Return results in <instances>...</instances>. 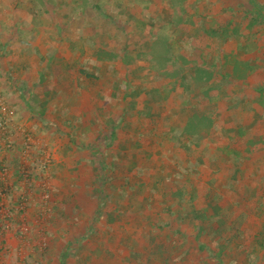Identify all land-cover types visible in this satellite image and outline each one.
<instances>
[{
  "label": "crops",
  "instance_id": "1",
  "mask_svg": "<svg viewBox=\"0 0 264 264\" xmlns=\"http://www.w3.org/2000/svg\"><path fill=\"white\" fill-rule=\"evenodd\" d=\"M56 31L51 30L54 35ZM64 43L37 40L29 46L20 41L1 46L3 54L11 50L12 59H3L0 68L14 69L15 83L42 85L36 87V119L29 120L25 111L22 117L8 114L14 143L6 149L9 145L0 139V168L8 169L5 177L0 173V187L5 182L11 194L0 195V215H12L4 239L21 221L39 237L35 243L43 229L46 245H66L61 255L37 254L36 264L49 259L81 264L88 256L94 264H225L227 247L238 242L229 232L233 228L232 234H239L246 228L236 221V214L246 208L243 196L254 187L264 192L263 183L256 185L264 180V171L259 174L257 169L264 165V125L231 124L237 111L229 108L198 111L199 103H213L208 94L198 100L196 89L191 93L195 78L189 71L194 66L187 58L154 61L157 66L143 69L142 87L135 91L130 84L144 64L128 66L133 77L127 76L128 88L123 89L119 82L124 78L115 71L98 81L72 76L68 68L78 57L65 55ZM27 69L36 70L31 75L36 80H25ZM53 69L62 72L48 81V70ZM150 69L159 70L158 78L150 77ZM188 76L190 82L185 81ZM5 80L0 78V100L12 93ZM25 133L34 144V154L26 160L31 188L23 186L17 174L22 163L20 135ZM247 142L254 145L247 148ZM43 152L52 157L44 174L38 156ZM93 160H98L95 166ZM102 181L107 183L99 184ZM23 189L27 201L18 212ZM257 203L250 200L251 208ZM94 221V241L86 248L92 255L71 253L72 243H81ZM9 242L14 249L17 242ZM16 257L22 261L14 252L0 253V261Z\"/></svg>",
  "mask_w": 264,
  "mask_h": 264
},
{
  "label": "rangeland",
  "instance_id": "2",
  "mask_svg": "<svg viewBox=\"0 0 264 264\" xmlns=\"http://www.w3.org/2000/svg\"><path fill=\"white\" fill-rule=\"evenodd\" d=\"M53 29L57 30L56 35L51 32ZM37 40L50 45L65 42L68 52L64 54L78 57L76 64L68 68L72 76L75 73L81 77L88 75V79L98 81V78L115 71L121 79L124 78L119 82L122 89L125 86L128 88L127 76L133 77L128 73V66L139 61L144 65H139V70L135 71L138 73L134 75L138 79L134 78L130 84L135 91L142 87L139 78L148 65L157 66L155 62L162 63L177 56L183 60L187 58L194 66L189 71L195 78L191 93L196 89L198 100L208 94L213 103H199L198 111L208 110L211 106L216 109L229 108L237 111L232 115L231 124L264 125V89L257 90L261 85L264 88V0H0V62L12 59L11 50L3 54L1 46L10 47L16 41L29 46ZM84 55L85 61L81 62ZM48 71L51 72L48 81L52 80L53 74L57 76L62 72L59 69ZM147 71L151 75L148 76L158 78V69ZM0 72V78L5 77L7 89L12 92L0 100V139L5 147L9 145L6 147L9 149L14 143V130L10 125L13 119L10 118L14 113L18 116L25 111L29 120L36 119L40 102L36 87L40 84L15 83V70L11 68H0ZM23 72L25 80H36L31 76L36 70ZM167 73L171 74V71ZM185 81H191L189 76ZM206 84H209L207 88ZM20 136L23 145L21 164L29 166L26 160L30 154H34L31 152L34 144L30 140V133ZM246 145L250 148L254 143L247 142ZM97 162L93 160L92 163L95 166ZM257 169L260 174L264 171V165L259 164ZM19 179L24 186L22 179ZM100 183L106 184L107 181ZM261 183L264 185V180L256 185ZM32 185L33 179L28 186L31 188ZM256 188L251 190L249 196L247 194L242 198L246 200V208L236 214V221L240 224L244 222L247 230L244 231L245 228L242 230L244 232L232 234V228L229 232L228 236L238 242L227 247V253L222 256L225 264H264V192L261 194ZM0 195H11L3 181ZM254 199L258 203L251 208L250 200ZM10 219L11 213L8 225ZM2 221L1 213L0 253L14 252L22 257V261L19 262L16 257V261L8 259L0 261V264H36L34 258L37 254L51 255L58 251L61 255L66 247L60 241L58 245H46V241H42V238L45 239L43 229L38 231L40 242L35 243L39 238L35 232L22 225L21 221L14 223V220L12 223L16 230L10 231L12 235L5 240L4 232L9 228ZM94 224L95 221L91 225L93 229L86 230V237L81 243H72L71 253L86 254L91 251L86 248L94 241ZM11 239L17 242L14 249L9 242ZM43 264L61 263L49 259ZM81 264L94 262L88 256Z\"/></svg>",
  "mask_w": 264,
  "mask_h": 264
},
{
  "label": "built area",
  "instance_id": "3",
  "mask_svg": "<svg viewBox=\"0 0 264 264\" xmlns=\"http://www.w3.org/2000/svg\"><path fill=\"white\" fill-rule=\"evenodd\" d=\"M0 128H2L1 122H0ZM27 154H29V153H27ZM38 156H39L40 170L42 172H45L49 168V165L51 163V155H50V153L43 152L42 157L40 154H38ZM7 172H8L7 166L2 165L1 172H0L1 176L5 177L7 175ZM18 175L22 179V181L24 182V186L28 187L29 183L32 180V173L29 169V166H27L26 164H21L20 169L18 171ZM26 201H27V193H26V190L23 189V191L19 197V202L17 204V211L18 212H23V210L25 209ZM2 218H3L2 222H4L5 227H8L7 221L10 218L9 212H3Z\"/></svg>",
  "mask_w": 264,
  "mask_h": 264
}]
</instances>
